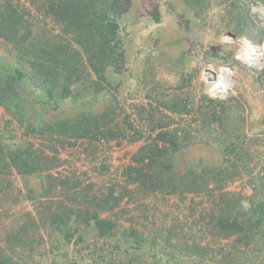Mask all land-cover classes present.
<instances>
[{"label": "rangeland", "instance_id": "374dc122", "mask_svg": "<svg viewBox=\"0 0 264 264\" xmlns=\"http://www.w3.org/2000/svg\"><path fill=\"white\" fill-rule=\"evenodd\" d=\"M12 1L27 10L28 15L25 18L29 23V30L34 32L42 28L53 35H58L59 28L44 14L43 7L44 4L47 6L46 0ZM232 2L238 4L234 12L231 11ZM210 3L211 5L196 17L194 11L190 10L183 0H133L132 7L127 11L128 15L126 16L125 13L126 18L122 19L124 25L128 26L126 30L136 40L141 36L151 38L145 41V45L138 42L142 47L140 53L143 60L138 58L135 64L130 63L132 66L129 72L122 75L108 72V76L112 79L111 86H115V89L105 86L98 94L81 91L80 98L76 102L59 101L58 108L54 109L55 105L51 101L46 102V106L43 104L46 96L38 89L40 87L37 83L31 81L17 83L16 91L21 95V101L26 105L29 104V111H26L24 116L27 124L70 118L86 110L97 114L112 107L115 113L113 124L116 123L119 128H123L125 121H129L136 128L140 127L143 138L132 142L129 133L108 142L101 140L89 144L86 140H78L73 146L57 148L54 155L59 159L60 165L47 173H42L40 176H21L14 170L6 174L1 173L0 187L3 188L2 190L0 188V250L2 254L10 256L13 262L19 264H96L99 263V259L95 260V258L104 256L103 261L99 263L103 264L107 261L109 251L112 250V264H152L147 260L148 258L133 253L129 244H123L119 240L122 228H134L143 238L156 237L159 245L156 248L160 250L165 248L164 241L168 229L172 231L173 226L177 224H189L194 238L190 239L191 234H189L187 241L195 243L200 248L207 247V250L212 251L209 255H214L215 259L219 258L217 251L221 247L225 248L224 245L233 238L227 240L217 237L212 231V225H206L210 220L208 214L219 213V209L224 207L221 199L240 200L244 203L242 210L248 208L250 206L248 198L254 194V189L258 188L257 180L254 179L251 183L249 176L239 169L240 174L234 179H226L221 183L223 184L221 190L212 189V181H210L207 185L208 189L198 194L178 193L166 196L155 194L142 198L134 195L136 189L132 184L127 183L123 174L127 165H134L131 157L144 150L149 138L154 137L158 132H149L147 124L143 122L139 124L137 120L139 109L145 114L151 108L152 120H154L152 124H168V127H164L167 130L179 125L180 128L190 131L195 138L194 144L179 148L173 154V172L176 176L187 175L191 170H194L195 174H201L197 169L198 166L230 169L229 164L222 161L223 154L220 151L223 144L219 136L214 134L210 137L204 131L200 132L197 122H190L189 117L177 118L159 104L162 95L165 99L175 97V88L180 86L189 73L197 76L191 79V88L182 89L183 92L179 96L183 98L186 96L185 91H189L195 102H199L202 94L218 99L219 94L211 93L212 91L209 90L208 80L213 71L221 73L211 84L216 85L220 91L229 89L226 93L228 96L223 100L233 116L228 129L246 138H254L257 145L253 150L263 152L261 142L264 143V73L253 71L233 60L235 53L242 46L241 41L247 43H250L248 39L264 41V0H210ZM157 13L160 21L155 23L153 18ZM239 16L246 18L238 21L242 18ZM235 23L245 29V33L239 38L231 33ZM145 31L147 34H144ZM246 33H249L251 38ZM228 35L238 39L227 42L224 38ZM129 42L126 54L127 59L132 60L134 41L129 39ZM214 52L219 54V59L213 57ZM13 64L15 61L11 44L0 39V69L12 72L15 67ZM226 68L230 71L228 72ZM223 80L228 81L226 87ZM54 98L59 100L57 94ZM170 119L173 122L168 123ZM186 123L190 126L187 127ZM0 131V143L2 147L6 146V150H12L18 145L30 144L32 149L44 151L41 154L43 159L53 154L46 149V145H40L42 141L37 137L25 134V127L1 106ZM180 133L183 134L182 132L178 134ZM177 142L179 143L180 139ZM159 146L164 144L159 143ZM260 158L261 161L264 159V152ZM229 160L233 162V156H230ZM242 164L240 162L238 166ZM249 164L252 166L254 161H250ZM104 165L108 167L107 172L101 173L100 167ZM46 174L59 181L64 178L78 181V187L81 189L93 185L91 193L99 190L97 193L104 195L113 190L116 196L121 195V200L112 210L100 214L102 218L106 217L117 224L118 238L97 240L95 230L89 228L76 248L72 245L75 238H72L70 246L65 248H61V244L56 240H51L52 238L47 235L49 230L40 226L38 214H44L47 201L55 205L61 200L66 203V198L53 190L54 184L48 187ZM44 190L47 195H42ZM114 204L113 200L109 201V206ZM29 216L34 223L33 229L27 225ZM25 220L27 226L21 224ZM186 228L185 225L182 232L185 233ZM159 233H162V238L157 237ZM50 237L60 238L56 235ZM260 242L262 244L257 248L250 247L245 264H264V243L263 240H259ZM11 247L18 250L15 256L11 254ZM260 247L262 250L256 252ZM149 249L151 248L146 246L144 251ZM226 250L227 248L224 250L225 253ZM243 250L244 247H240L239 251ZM124 251L129 254H125ZM209 255L203 260L200 258L199 263L190 262L187 256L181 257L182 259L179 258L176 264H220L218 260H208Z\"/></svg>", "mask_w": 264, "mask_h": 264}, {"label": "trees", "instance_id": "16d2710c", "mask_svg": "<svg viewBox=\"0 0 264 264\" xmlns=\"http://www.w3.org/2000/svg\"><path fill=\"white\" fill-rule=\"evenodd\" d=\"M183 1L190 10L194 11L196 17H199L211 5L210 0ZM132 2L133 0H46L47 6L44 4L43 7L44 14L59 28L58 35H53L42 28L34 32L29 30V23L25 18L28 15L27 10L12 0H0V39L11 44L15 61L12 72L0 69V106L25 127V134L37 137L42 141L40 145H46V149L53 153L50 157L43 159L41 154L44 151L34 150L30 144H22L12 150H6V146L2 147L0 143V174L10 173V170H14L21 176H40L42 173H47L60 165L59 159L54 155L57 148L73 146L78 140H86L89 144L98 143L101 140L108 142L129 133H131L130 141L132 142L143 138L140 127L136 128L129 121H125L123 128H119L116 123L113 124L115 113L112 107L97 114L86 110L70 118L27 124L24 116L26 111H29V104L26 105L24 101H21V95L16 91L17 83L30 81L37 83L40 87L38 89L42 90L46 96L43 104L46 106V102L51 101L56 109L59 101L74 103L80 98L82 92L98 94L104 90L105 86L112 87V79L108 76V72L120 75L129 72L131 64H135L142 56L140 53L142 47L138 42L145 45V41L151 38L141 36L136 40L127 32L128 26L124 25L122 19L128 15L127 11L132 7ZM236 5L238 4L232 2L231 11H235ZM243 18L245 19L246 16L238 21ZM153 21L155 23L160 21L158 13ZM244 30L242 26L235 23L231 33L239 38L245 33ZM144 34L147 32L145 31ZM247 36L250 37V34L248 33ZM129 39L134 41L132 60H128L126 54V47L130 45ZM248 40L252 45L263 43L264 46L262 40L259 42ZM212 55L214 58H220L216 52ZM196 76L189 73V76L180 83V88H175V97L165 99L162 95L163 98L159 104L177 118L189 117L190 122H197L200 132L204 131L210 137L214 134L219 136L223 144L220 151L223 154L222 161L229 164L230 169L198 166L197 169L201 174H195V171L191 170L187 175L176 176L173 172V154L179 148L194 144L195 138L190 131L180 128L179 125L167 130L165 128L168 124H152L154 120H152L151 108L145 114L142 109H139L137 120L139 124L142 122L147 124L149 132H158L154 137L149 138L144 150L131 157L134 165H127L123 174L126 176L127 183L132 184L136 189L134 195L146 198L155 194L163 196L178 193L180 195L198 194L208 189L207 185L210 181H212V189L221 190L223 188L221 183L226 179H234L240 174L239 169H242L243 173L251 179V183L255 179L258 184L254 194L248 198L250 206L242 210L244 203L240 200L221 199L224 207L219 209V213L208 214L210 220L206 225H212V231L217 237L227 240L233 238L231 242L224 245L225 248L221 247L217 251L218 259H215L214 255H209L212 251L207 250V247L200 248L195 243L187 241V236L192 232L189 224H177L173 226L172 231L168 229L167 238L164 241L165 248L160 250L156 248L159 247L156 237L143 238L134 228H122L119 240L123 244H129L133 253L136 252L148 258L147 260L152 264L163 262L176 264L179 258L186 256L190 262L199 263L200 258L203 260L206 255H209L208 260H218L220 264H245L250 247L257 248L259 244H262L259 240H263L264 243V159L261 161L260 158L264 152V143L261 142L263 152L260 153L256 149L253 150L257 145L254 138H246L228 129L233 116L230 109L226 107L225 101L212 99L202 94L199 102H195L189 91H185L186 96L183 98L179 96L183 92L182 89L191 88L190 81ZM114 87L112 88L115 89ZM55 94L59 100L54 98ZM169 122L173 120L170 119ZM186 126L189 127L190 124L186 123ZM179 132L183 134H178ZM177 138L180 139L179 143ZM159 143L164 146H159ZM230 156H233V162L229 160ZM250 161H254L252 166L249 164ZM240 162L243 163L242 166H238ZM107 169L108 167L104 165L100 167V172L105 173ZM46 177L48 187L54 184L53 190L66 198V203L61 200L55 205L47 201L44 214H38L40 226L50 231V233L47 231V235L50 239L52 238L51 240H56L58 244H61V248H65L70 246L71 239L75 238L72 245L76 248L89 228L95 230L97 240L118 238L117 224L106 217L102 218L100 214L112 210L121 200V195L116 196L113 190L104 195L97 193L99 190L91 193L93 185L81 189L78 187V181L67 178L59 181L49 174H46ZM1 182L0 178V185ZM0 188L2 190L3 186ZM42 195H47L45 190ZM110 200L114 201L113 206H109ZM30 219L29 216L27 225L33 229L34 223ZM25 223H27L26 220L21 222L23 226H27ZM185 225L187 228L184 233L182 230ZM53 235L60 238L50 237ZM157 237L162 238V233H159ZM189 238L193 240L194 234H191ZM146 246L153 251L151 249L144 251ZM240 247H244L242 252L239 251ZM261 247L256 249V252H260ZM10 251L15 256L18 250L11 247ZM1 252L0 250V264H19ZM124 252L129 254L127 251ZM103 257L97 256L95 260L98 258L101 263ZM106 259L107 261L103 264H112V250L109 251ZM99 263L96 262V264Z\"/></svg>", "mask_w": 264, "mask_h": 264}, {"label": "built area", "instance_id": "2783aa9c", "mask_svg": "<svg viewBox=\"0 0 264 264\" xmlns=\"http://www.w3.org/2000/svg\"><path fill=\"white\" fill-rule=\"evenodd\" d=\"M253 48L256 51L250 53L246 51V49L243 50L242 46H240V49L235 53L234 59L240 65L246 66L254 70H260L263 68L264 65V58H263L264 47L261 46V47H253ZM254 58H256V60H254ZM226 69L228 70V68ZM229 71L230 70H228V72ZM219 75H221V73H219Z\"/></svg>", "mask_w": 264, "mask_h": 264}, {"label": "clouds", "instance_id": "9594fccd", "mask_svg": "<svg viewBox=\"0 0 264 264\" xmlns=\"http://www.w3.org/2000/svg\"><path fill=\"white\" fill-rule=\"evenodd\" d=\"M228 39H231V40H229L228 41ZM235 39H238V38H234V36L232 35H228V37L226 36L225 38H224V40H226L227 42H233ZM250 46H252V47H261V46H263V43L262 44H260V45H258V46H254V45H252L251 43H248ZM264 47V46H263ZM235 56V55H234ZM263 58H264V50H263ZM234 61H235V59H234ZM263 68H264V65H263ZM262 68V69H263ZM249 69H251V68H249ZM262 69H260V70H254V69H251V70H253V71H256V72H259V71H262ZM213 71V70H212ZM204 72H205V70H204ZM216 72V73H215ZM210 79L208 80V82H209V87H210V83H214L216 80H217V78L220 76L219 75V72L218 71H213L211 74H210ZM207 79V78H206ZM229 80L231 81V76H229ZM209 90H210V88H209ZM229 89H227L226 91H225V93L224 94H226L227 93V91H228ZM211 93H216V94H219V96H218V99L217 100H220V101H223V100H225L226 99V97L228 96V94H226V96L224 95V94H221V93H219V92H211ZM225 97V98H224ZM224 98V99H223Z\"/></svg>", "mask_w": 264, "mask_h": 264}, {"label": "bare ground", "instance_id": "6f19581e", "mask_svg": "<svg viewBox=\"0 0 264 264\" xmlns=\"http://www.w3.org/2000/svg\"><path fill=\"white\" fill-rule=\"evenodd\" d=\"M241 44H242L243 50L246 49V51H248V52H250V53L256 51L254 48H252V47H251L247 42H245V41H241ZM254 60H256V58H254ZM227 82H228L227 80H223V83H224L225 87L227 86ZM227 89H228V88H225L223 91H220V89H219L216 85L213 86V85L210 83V90H211L212 92H219V93H221V94H224L225 91H226Z\"/></svg>", "mask_w": 264, "mask_h": 264}]
</instances>
